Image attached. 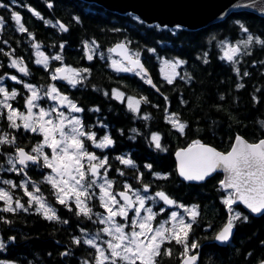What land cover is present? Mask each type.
<instances>
[{"label":"trees","instance_id":"trees-1","mask_svg":"<svg viewBox=\"0 0 264 264\" xmlns=\"http://www.w3.org/2000/svg\"><path fill=\"white\" fill-rule=\"evenodd\" d=\"M0 3L9 5L7 9L0 8V16L5 19L4 29L0 32V65H3L0 67V75H17L18 71L9 67L10 57L4 54L13 49L14 56L22 57L31 72L29 76L19 73L18 78L38 87L56 83L51 81L50 75L61 63L80 69L89 68L91 75L82 85L71 88L67 84H59V87L84 109L87 127L96 128L100 134L104 131L101 123L109 128L116 142L108 150L112 167L108 172L109 179L115 180L120 188L121 183L128 178L134 187L142 189V184L135 177L143 173V184L151 185L150 193L164 190L178 203L185 206L198 205L201 215L193 226L191 239L197 240L202 247L203 257L199 264H259L264 260V215L255 217L242 206H234L236 210L248 215L249 221L238 224L236 235L228 246L213 243L216 232L228 217L227 208L222 203L226 193L220 187L223 175L216 173L203 183H187L179 176L175 159V153L187 148L193 140L229 152L237 135L250 143L264 139V127L259 123L264 121V48L254 46L250 50L251 55L242 54L237 58L239 63L236 65L220 59L224 54L222 41L235 44L246 39L248 34L242 31L240 24L247 27L254 36L264 38V17L251 12H238L213 26L191 31L149 26L133 14H118L82 0H0ZM49 3L53 4L52 8L47 7ZM29 6L53 24L64 23L69 27V32L64 33L58 27L45 24L33 16L28 10ZM11 11L22 14V22L35 35V41L27 33L17 30V25L11 19ZM93 41L97 55L88 63L85 42ZM125 42H130L128 46L132 53H140L159 91L144 83L134 73L116 72L110 66L112 55L108 49ZM33 43H40L43 53L49 57L62 55V61L50 60L47 69L35 64L37 57ZM62 43L63 51L59 47ZM149 49L156 51L151 52ZM205 52L208 53L207 64L203 63ZM99 53L104 54L103 59ZM176 59L187 61L176 71L181 75L190 74V83L180 77H176L173 84L165 80L163 61ZM234 67H239L241 76L245 71L249 75L240 79ZM239 83H243L244 88H237ZM8 84L10 90L14 87L20 92L13 102L20 109L26 110L25 101L29 91L23 83L8 81ZM114 89L123 91L126 97L147 96L151 103H142L140 114L137 115L128 110L126 101L121 103L113 98ZM104 92L109 95L105 96ZM221 95L225 97L224 100H220ZM164 97H167V101ZM96 107L100 109L99 112L90 111ZM170 113L178 114L182 122H187L188 128L184 134H180L167 122L166 117ZM144 115H149L150 119L144 120ZM7 125L6 118L0 117V133H14L18 146L26 150L42 140L38 134L25 133L23 129L16 132ZM152 133L161 134V143L167 151L155 149L150 141ZM3 151L15 154L14 146H3ZM123 154L140 165L139 172L115 159ZM6 157L0 154V164H5ZM146 164L152 165L151 172L145 167ZM27 169L28 176L40 186L42 193L47 192L51 196V186L43 182V169L37 166ZM116 169L124 171L125 175L120 176ZM152 173L170 175L167 180H163L157 179ZM3 174L4 177H12L11 174ZM17 179L19 184L21 178ZM18 193L22 194V191ZM22 202L26 203V200L22 198ZM56 205L57 214L62 220H67V224L47 221L36 214L34 209L15 214L1 212L0 217L11 223L0 220V239L5 244L11 241L10 237H15V240L6 246L4 253L0 252V260H13L15 264H81V257L93 260L95 254L91 247L73 243V237L80 236L81 229L93 228V221L77 217L64 206ZM99 207L96 204V209L101 210ZM165 247H171L176 255L178 253L179 263L182 264L181 246L171 244ZM65 251L70 252V255L62 256L61 253ZM175 258L162 257V261L165 264H178Z\"/></svg>","mask_w":264,"mask_h":264},{"label":"snow or ice","instance_id":"snow-or-ice-1","mask_svg":"<svg viewBox=\"0 0 264 264\" xmlns=\"http://www.w3.org/2000/svg\"><path fill=\"white\" fill-rule=\"evenodd\" d=\"M264 5V0H260ZM252 7L254 5H248ZM9 5L0 3V8L7 9ZM48 8H52L53 4L49 3ZM28 10L33 16L45 22L52 27H58L61 32H69V27L64 23L57 22L53 24L51 20H45L39 11L29 6ZM264 11V7H261ZM11 19L17 25L20 33H27L28 36L35 41V35L22 22V16L17 11H11ZM77 22L78 18H77ZM143 23V21H141ZM239 24L240 22L237 21ZM5 19L0 16V32L3 31ZM157 27H160L157 25ZM166 27V26H165ZM240 27L244 33H247L246 39L237 43H229L222 41L224 45V54L220 57L229 63L236 65L239 63V56L251 55V49L259 45L264 48V38L254 36L249 29L243 24ZM7 43V41H4ZM128 43H119L114 48L108 49V52L114 53L120 50L121 60H112L111 67L116 72H130L140 77L144 83L159 89L153 83L144 64L141 62L140 53H132L128 48ZM36 49L35 64L42 65L45 69L49 67L50 60L62 61L60 54L51 57L40 51V43H33ZM60 50L63 51L64 44H60ZM85 47L89 50L87 59L93 60L97 55L95 51V41L92 43L85 42ZM2 51V49H0ZM155 52V49H149ZM15 49L4 53L11 57L9 67L17 69L24 76L31 75V72L25 64L22 57L14 56ZM100 58H104L103 53H99ZM208 53H204L203 63H209L207 59ZM166 68H170V74L165 75L168 84H173L176 77L191 82L190 74L181 75L176 71L177 68L186 64L187 61L176 59L174 61L164 60ZM264 63V62H262ZM3 65H0L2 67ZM234 71L240 79L248 76L245 71L243 76L240 74L239 67H234ZM91 75L89 68L77 69L69 66L56 67L50 79L53 82L66 81L71 88H77L82 85ZM7 76L11 81L23 83L31 95L26 97V112L19 108H14L9 101L15 100L20 92L16 89L9 91L3 85V81ZM243 83L237 84V88H244ZM259 91V89H257ZM0 109H6L7 112L0 111V117H5L8 127L20 132L21 129L25 133L38 134L42 140L37 142L30 150L20 147L17 144V136L14 133H0V154L8 156L7 164L11 167L6 171L15 172L17 175L23 173L27 179L21 180L17 184L13 180H0V183L10 186L9 188L0 187V212L17 213L19 211L28 212L34 209L36 214L41 215L47 221H55L67 224V220H62L57 214V210L47 197L41 191V188L31 177H28L26 169L29 165H35L41 169H48L50 172L44 175L43 182L51 186V195L55 197V202L64 206L69 212H73L77 217H84L88 221H93L106 225L100 229L95 235L89 236L87 233L83 237H73V243L77 246L84 244L95 249L96 255L93 257V264H161L158 258L171 257L172 248L165 247L173 242L181 246L182 264H197L199 260V252L196 251L200 245L195 239H191L193 226L197 223L201 213L198 205L185 206L171 198L164 190L155 191L154 194L144 195L143 193L151 192L150 184H143V173H139L135 178L142 184L140 188H133L127 181L123 184L124 190H116V182L109 179L108 172L111 169L109 158L107 155L98 156L95 151L88 150V144L95 149H109L115 146V140L110 134H105L98 139V134L90 130V126L86 128L83 120L79 116H69L62 109L67 108L71 113H82L84 109L78 103L71 99L68 95L61 92L56 83H51L46 89H38L31 83H24L16 75H0ZM108 96V92H104ZM125 93L119 89L112 91V96L121 103L125 102ZM48 98L53 102V106L49 108L40 107L37 101ZM167 101V97H164ZM223 95L220 100H224ZM255 99V97H254ZM186 103V101H181ZM259 101H257L258 103ZM150 104L147 96L139 98L127 96V108L129 111L140 114L141 104ZM158 107V105H157ZM39 108L38 112L33 110ZM90 111L99 112L98 107L90 109ZM167 111V109H165ZM144 120L150 119L149 115L142 117ZM170 123L180 134H184L188 128L187 122H182L178 114L170 113L167 117ZM215 123V122H213ZM264 127V121L259 122ZM106 128L107 125L100 124ZM132 131H137L133 129ZM123 134V130H121ZM134 139V137H131ZM163 137L160 133H152L150 141L155 149L167 151L162 145ZM3 146H14L15 155L3 151ZM50 149V153L45 149ZM178 160V174L183 180L188 182H204L219 170L227 173V177L220 181V187L225 191L226 195L222 199L223 205L226 206L228 217L226 223L216 232L214 239L221 243H228L234 233V229L241 223H247L249 216L244 212L236 210L238 205H242L251 214L264 215V139H260L256 143H250L243 137L237 135L235 137L234 146L227 153L217 151L214 147L202 143L200 140H193L185 149H181L175 153ZM122 165L130 168H136V163L130 156L115 157ZM19 165L20 167H17ZM145 167L151 172L152 165L146 164ZM103 170V171H102ZM120 176H124V171L116 169ZM157 179L167 180L170 174L152 173ZM34 190H29V185ZM20 188L23 195L28 199L22 202V198L13 195L12 190ZM98 189V192H97ZM98 199L99 205L104 212H94L91 205L93 199ZM162 203L165 206L183 209L185 215L179 211H171L169 218L156 226L154 223L158 215H162L168 210L167 207H160L158 211H154V207L149 205ZM74 205V208H73ZM120 218L118 221L117 218ZM4 223L11 221L0 217ZM123 221V222H121ZM127 229V230H126ZM85 232V229H81ZM103 233L110 239L104 240L101 246L97 243L100 234ZM9 239L15 240V237ZM191 239V242H190ZM264 243V241H262ZM6 245L0 239V251L5 250ZM50 255V254H49ZM62 256L70 255V252L61 253ZM251 255V253H249ZM0 264H6L0 261ZM12 264V262H8ZM83 264H89L84 260ZM259 264H264L261 260Z\"/></svg>","mask_w":264,"mask_h":264},{"label":"water","instance_id":"water-1","mask_svg":"<svg viewBox=\"0 0 264 264\" xmlns=\"http://www.w3.org/2000/svg\"><path fill=\"white\" fill-rule=\"evenodd\" d=\"M82 1L87 3L97 4L111 12H116L118 14H122V15L133 14L138 18H140L144 23H146L149 26L159 25L162 28H171V29L184 28L191 31L202 30L210 26H213L221 21H224L231 14L238 12H251L258 16L264 17V11L260 10L261 7H264V5H261L260 0H82ZM248 5H254V6L249 7ZM116 45H114L112 48H114ZM119 52L120 50H117V52H114L112 54L122 59V56L119 54ZM88 54H89V50L87 51V55ZM87 61L91 62L92 60L89 61L87 59ZM141 62L144 64L145 68L148 71V74L150 75L154 83L150 70L145 65L142 59ZM59 82L64 83L65 81H59ZM215 149L217 151H220L217 148ZM175 159L178 168L179 162L176 158V155H175ZM217 173H221L223 175V180L227 177V173L223 172V170H219ZM215 174L216 173H214L211 177H213ZM181 179L183 180L182 177ZM186 182L198 183V182H188V181ZM199 183H203V182H199ZM245 210L248 212L247 209ZM252 215L255 217L262 216L256 214H252ZM236 231H237V227L234 229L233 237L228 243H221L216 241L215 239L213 240V243L223 247L228 246L233 241L236 235ZM199 258H200V254H199ZM197 264H199V260Z\"/></svg>","mask_w":264,"mask_h":264},{"label":"rangeland","instance_id":"rangeland-1","mask_svg":"<svg viewBox=\"0 0 264 264\" xmlns=\"http://www.w3.org/2000/svg\"><path fill=\"white\" fill-rule=\"evenodd\" d=\"M40 51L43 52L42 47L40 48ZM95 51H96V47H95ZM96 52H97V51H96ZM10 59H11V57H10ZM112 60H118V59L112 57L111 60H110V63L112 62ZM49 63H50V62H49ZM65 65H67V64H66V63H61V65H59L58 67H62V66H65ZM68 66H69V67H72V68L80 69V68H78V67H74V66H72V65H68ZM13 69H14V68H13ZM15 70L17 71V69H15ZM170 72H171V69H170V68H166L165 65L163 64V73L166 75V74H170ZM7 75L10 76L11 74H7ZM16 76H17V77L20 76V75H19V72H17V75H16ZM8 81H11V80L8 79L7 77H5V80L3 81V85L6 86V87L9 89V91L15 89L14 87H12V89L10 90L11 87L9 86ZM12 82L15 83V81H12ZM36 87H37L38 89H46L48 86H44V87H38V86H36ZM57 87L59 88L58 85H57ZM59 89H60V88H59ZM61 92H62V91H61ZM30 95H31V93L29 92V96H30ZM0 99H3V96H2V95H0ZM125 101L127 102V97H126V95H125ZM9 103H11V104L13 105L14 108H19V106H17V105L13 102V100L9 101ZM37 103H38V105H39L40 107H45V108H49V107L53 106V102H52L51 100H49L48 98H44V99H42V100H39V101H37ZM19 109H20V108H19ZM20 110L26 112V110H23V109H20ZM62 110L65 111V113H66L67 115H69V116H73V115H75V116H79V117L82 118V113H71L67 108H64V109H62ZM0 111H4L5 113L7 112L6 109H0ZM33 111H34V112H38V111H39V108H36V109H34ZM82 120H83V118H82ZM83 122H84V120H83ZM88 150H89V151H95L96 154H97L98 156H101V157L104 156V155H107V156H108V154H107V150H108V149H103V150H101V149H95L94 147L91 146V143H90V142L88 143ZM45 151L50 153L51 150L46 148ZM13 155H15V154L13 153ZM10 167H11L10 165L6 166L7 169L10 168ZM17 167H20V166L17 165ZM2 170H4V169H3V167L0 166V180H4V179H5V178H3V177L1 176V172H2ZM102 171H103V170H102ZM9 172H10V171H9ZM49 172H50V170L45 169V173H44V175L48 174ZM12 173H15V172H12ZM8 180H13V179H8ZM32 181H33V180H32ZM0 187H4V184H3V185L0 184ZM4 188H5V187H4ZM6 188H9V187L7 186ZM19 190L22 191V189H20V188H17L16 190H14V195L17 196V197L22 196V198H24V200L27 201L28 198H27L26 196L23 195V191H22V194H20V193H18ZM29 190H34V189L32 188V185H31V184L29 185ZM141 190H142V189H141ZM17 191H18V192H17ZM15 192H16V193H15ZM97 192H98V189H97ZM142 194H144V195H151V194H153V193H150V192H149V193H143V192H142ZM45 197H47V196H45ZM52 197H53V200H52V201H50L48 197H47V199H48L49 203H51V204L53 205V207H55L56 210H58V209H57L56 202H55V197H54V196H52ZM94 202H95L97 205H99V201H98V199L96 200V199L94 198V199L91 201V205H90V206L93 207V211H94V212H104L103 208H100V207H99V209H101V210L96 209V204H93ZM149 205H150V206H153V205H152V202H149ZM99 206H100V205H99ZM153 207H154V211H158V210H159V209H158V204L154 205ZM171 211H179L182 215H185L183 209L173 208V209L169 210V213H167L166 215H164V213H165V212H164L162 215H158V216H157V220L154 222V223L156 224V226H158V224H159L160 222H162V221H164V220H167V219L169 218V214H170ZM166 212H167V211H166ZM117 219H118V221L120 220L119 217H118ZM93 222H94V225H95L94 228H93L92 230H90V231H85V232H84V235H85L86 233H87L89 236L95 235L100 229H102L103 227L106 226V225H102V224H99L98 222H96L95 217L93 218ZM121 222H123V221H121ZM126 230H127V229H126ZM107 239H110V238L107 237L106 235H104L103 233H101V234H100V239L97 240V243H98V244H101V246H103V247L106 248L107 246H106L105 244H103V241H104V240H107Z\"/></svg>","mask_w":264,"mask_h":264},{"label":"flooded vegetation","instance_id":"flooded-vegetation-1","mask_svg":"<svg viewBox=\"0 0 264 264\" xmlns=\"http://www.w3.org/2000/svg\"><path fill=\"white\" fill-rule=\"evenodd\" d=\"M84 113H85V111H84ZM83 113V114H84ZM82 114V118H83V120H84V124H85V126H86V123H85V119H84V115ZM86 128H87V126H86ZM90 130H92V131H95V132H97V134H98V139L100 138V137H102L103 135H105V134H110L109 133V128L107 127V128H104V131H103V133L102 134H100L98 131H96V128L94 129V128H92V129H90ZM110 149V148H109ZM108 149V150H109ZM108 150H107V154H108ZM124 156H126V154H123ZM109 157V156H108ZM8 166V165H7ZM33 166H35V165H29V167H33ZM136 168H130V167H127V168H130V169H133L134 171H140V165H138V164H136ZM28 167V168H29ZM112 170V167H111V169L109 170V172ZM27 171V170H26ZM3 172V171H2ZM2 172H1V176H3L2 175ZM8 173H10V174H12V179H13V181H15L17 184H18V179H17V177H20L22 180H24V179H27V177H25L24 175H23V173H21V174H19V175H17L16 173H12V172H9L8 171ZM115 181V180H114ZM125 181H127V183H129V184H131L132 185V183H130V179H128V178H125V180L121 183L122 184V186L119 188V186L116 184L115 186H116V190H117V188L118 189H121V190H124L123 189V184H124V182ZM0 184H2V183H0ZM3 185V184H2ZM8 185H4V187L6 188ZM8 187H10V186H8ZM132 187L135 189L136 187H134L133 185H132ZM119 191V190H118ZM12 193H13V195H14V190H12ZM15 196V195H14ZM44 196H47L48 197V193L46 192V193H44ZM17 197V196H16ZM158 204V209L160 208V207H167L168 208V210H167V212H165L164 213V215H166L167 213H169V210H171V209H173V207H168V206H165V205H163L162 203H157ZM0 207H3V202H0ZM1 213V212H0ZM84 236V233L83 234H81L80 235V237H83ZM12 242H14V240H11L10 242H8V243H6V246H9V245H11V243ZM172 244H175L174 242L172 243ZM167 245V244H166ZM165 245V246H166ZM176 245V244H175ZM200 245V244H199ZM93 250V252H94V254L96 255V253H95V249H92ZM196 251H198L199 252V254H200V258H199V262H200V260H201V257H203L202 256V247H201V245H200V247L196 250ZM0 252H2V253H4L5 251L4 250H2V251H0ZM94 255V256H95ZM172 256H176V258H175V260L177 261V263L178 264H180L179 262H180V257H179V254L177 253V255L174 253V252H172ZM171 256V257H172ZM170 257V258H171ZM2 260H0V261H4V262H6V264H8V262H12V264H15V262L12 260V261H10V260H3V258H1ZM158 259H160L161 260V264H165V262H163L162 261V258H158ZM84 260H86V259H84L83 257H81V259H80V261H81V264H83V261ZM87 261H89V264H93V260H87Z\"/></svg>","mask_w":264,"mask_h":264}]
</instances>
